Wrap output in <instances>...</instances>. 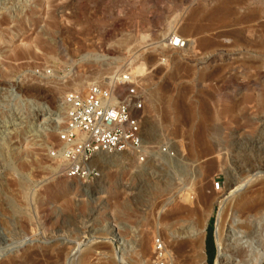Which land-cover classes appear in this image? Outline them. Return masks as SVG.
Masks as SVG:
<instances>
[{"label": "rangeland", "instance_id": "obj_1", "mask_svg": "<svg viewBox=\"0 0 264 264\" xmlns=\"http://www.w3.org/2000/svg\"><path fill=\"white\" fill-rule=\"evenodd\" d=\"M216 1L0 0V264L23 257L68 264L79 244L91 249L92 264H152L156 241L171 251L174 264H198L194 244L180 232L203 208L205 264L211 217L212 264L220 258L223 264L249 263L237 257L235 246L247 251L251 244L263 264L264 234L254 225L264 221L258 186L243 191L252 193L255 210L245 218L234 208L224 212L221 239L216 228L228 184L251 186L253 174L264 168V0L230 2L229 19L198 35L227 41L212 52L167 43L172 33L193 39L188 12ZM125 69L144 94V128L163 120L161 102L148 103L150 89L174 82L184 104L208 115V149L190 142V124L182 136L155 128L154 137H145L143 161L121 153L96 159L99 175L91 182L66 178L58 157L63 97L88 85L77 91L71 80L105 81ZM26 84L50 88L52 102L23 90ZM163 146L173 159L159 153ZM244 222H252V231L239 226ZM117 232L126 244L121 263L107 241ZM141 239L143 262L135 252Z\"/></svg>", "mask_w": 264, "mask_h": 264}, {"label": "bare ground", "instance_id": "obj_2", "mask_svg": "<svg viewBox=\"0 0 264 264\" xmlns=\"http://www.w3.org/2000/svg\"><path fill=\"white\" fill-rule=\"evenodd\" d=\"M232 1L235 2V0H218L211 6H204V7L195 6V8H192L186 16V21L188 23L187 27H189L188 29L191 31V35L194 37H192L193 39L190 38L191 40L187 39L186 41H184L183 46H185V47H183V46L182 47L186 48V47H188V45L191 46L193 44L192 45L193 47H190V48H192L194 50V52L199 51L200 54L201 53L206 54L208 52H212L216 47L222 46L224 42H227V41H223V40L222 41L218 40V38L217 39H214L213 37L208 38L205 35H203L202 37H198V35L200 34L199 36H201V34L207 33L212 28V26L215 25L216 23H220L224 20L226 21L227 18L229 19V15L231 12V10L229 8V3ZM4 14H5V12H4ZM0 18H1V16H0ZM5 19L6 18L4 17V20ZM201 19L206 20L208 22V24L203 25L200 22ZM240 22H241V20H240ZM187 27L186 26L182 27V30H186ZM174 38H176V34L172 33V35L169 39H174ZM182 47H180L181 50H182ZM175 49H179V48H175ZM196 54L197 53H195V55ZM192 56L194 58V55H192ZM177 69H178V67H177ZM110 77H108V78H110ZM171 79L173 82L174 81L173 78H171ZM86 83L88 85L90 84V82L89 83L86 82V80L83 78H74L70 82V84L74 88V90H77V91L83 89L86 86ZM91 83H93V81ZM40 85L39 84L38 85L26 84L23 87L24 88L23 90H27V91L28 90H34L37 93H39L42 97H44L48 101L52 102L53 94L51 92V89L47 88L46 86L44 87V86H40ZM149 94H150V96L148 98V103H149L151 108L156 105L157 101L161 102L163 120H161V119L159 120L157 118V121H159V122H154L153 124H150V125H149V123H147V127L144 128L143 143L146 141L145 137L146 138L154 137V135H152V134H155V131H153L155 128H158L159 130L161 128H164L165 130H168L169 132H171L175 136H177V135L182 136L183 125H185V124L191 125L192 123H195V125H194V127H192V129L189 125V129L187 130L190 142L195 143L197 145H200V147H202L204 150L208 149V147H209L208 142H207L208 138H206V136H207L206 133H207V129H208L206 117H208V115L206 113H204V111L201 109H200V112H196L192 108V106L184 104V102L182 100L181 93H180V89H179V87H177L175 85L174 82L172 85L164 84L162 87H159V88L155 87L153 89H150ZM259 101L261 102V107L264 109V95L260 96ZM225 110H229V109L226 108ZM63 112H64V115L62 117L63 118L62 120L66 121L67 106L64 107ZM66 146L67 145L65 143L61 144V146H60L61 149L58 153V157H60V158L62 157L63 150L66 148ZM258 147H260V146H258ZM121 153H126V152H117V153H111V154H98L96 159L103 160V159H106L107 157L110 156L112 158L111 160H113V159H116L118 154H121ZM165 158L173 159V157L172 158L165 157ZM253 175H254L253 176L254 178L252 177L249 181L251 183L250 184L251 186H249V183H248L249 187L245 186V185H243V187H242L240 184H237L236 182L228 184V187L225 191V196L223 195L224 199L222 202V206H221L220 211L218 213V221H217L216 231L219 234L220 239L222 237V233L225 230V229L223 230V227H224L223 224L224 223H222L224 220V219L222 220V218H224L223 217L224 212L228 211L229 209L234 208V210H235L234 212H239L241 217H244V216L246 217L251 212H253V209L255 210L256 206L254 205V203L256 201L254 202L253 200L249 199V197L252 193L251 194L249 193L250 195H246V193H244L243 191H246L247 189H251L252 186H258L257 187V193L258 194L264 191V168L256 171V173ZM23 184H24V179L19 178L17 180V185L19 187H23ZM241 191H242V193H240ZM183 197L186 200H189V198H191L190 195H186V194L183 195ZM261 204L264 206V199L261 201ZM174 209L179 210L181 208L179 206L175 205ZM207 215H208V213L203 208L201 213L195 215V218L192 221L189 228H187L185 231L182 230L180 232L181 235L183 234L184 236L190 237V240L194 244L195 256L198 257V262H199L198 264H205L204 257L202 256V250L200 248V241H201L203 234H204L205 221H206ZM251 224H252V222H244L242 225H239V226L241 228H245L247 230V232H250V231H252V229H250ZM254 225L256 227H258L260 233L263 232V234H264V221L259 219L256 223H254ZM258 229H256V228H255V230L253 229V233H257ZM260 235L264 236L262 234H260ZM107 241L112 242L113 249L115 251V254H114L115 257H113V259H115L117 261V263H121V262L125 261V257H126L125 246H126V244H125L123 237H121L117 232V233L111 234V237L108 238ZM159 242L161 243L162 250L164 252L165 257H168L172 261L173 254L171 253V251H169L167 249V247L165 246V244L163 242H161V241H159ZM145 244H146V241L144 239H141L139 241V244L137 245L136 250H135V252L139 256L138 258L142 262H143V260L141 258L142 257L141 255H145V253L143 252V248H144ZM259 245H261V247L264 248V241H260ZM248 246L250 249H248L247 251H243L241 248H239V247L236 248V246H235V253L237 254V257L241 260L243 258H247V260L249 262L247 264H258L260 261L259 260L260 255H259L257 248L256 247L252 248L253 247L252 244L248 245ZM89 252H91V249L88 246L86 248H82L81 245L79 244V245H77V247L73 248L72 254L70 253L71 254L70 258H72V259L69 260L67 263L68 264H73V263H75V264H92L91 256L87 254ZM220 255L221 254H219V256ZM33 258L23 257L22 259H19V260H13L12 259V261L10 260L9 264H46L47 263V261H46L47 259L44 262V260L40 261L37 258H36L37 260L33 259ZM218 258H220V257H218ZM220 259H222V258H220ZM220 259L217 261L216 264H223L222 262L220 263ZM58 260L62 261L60 258ZM54 263L60 264L57 262H54ZM108 264H110V263H108ZM152 264H154L153 260H152ZM263 264H264V262H263Z\"/></svg>", "mask_w": 264, "mask_h": 264}, {"label": "built area", "instance_id": "obj_3", "mask_svg": "<svg viewBox=\"0 0 264 264\" xmlns=\"http://www.w3.org/2000/svg\"><path fill=\"white\" fill-rule=\"evenodd\" d=\"M180 37L168 40L171 49L180 48ZM144 94L129 69L115 72L110 78L90 83L83 93H68L63 97L67 106L61 143L64 176L80 182H91L99 175L98 154L126 152L139 161L145 156ZM160 154L173 157L166 146ZM216 188L219 184L216 182ZM154 264H174L165 257L161 243L155 242Z\"/></svg>", "mask_w": 264, "mask_h": 264}, {"label": "trees", "instance_id": "obj_4", "mask_svg": "<svg viewBox=\"0 0 264 264\" xmlns=\"http://www.w3.org/2000/svg\"><path fill=\"white\" fill-rule=\"evenodd\" d=\"M212 222H213V217H211L209 219V225H208V234H209V236L207 238V241L205 242L207 260L209 261L208 264H212L213 256H214V246H213V242H212V239H211Z\"/></svg>", "mask_w": 264, "mask_h": 264}, {"label": "crops", "instance_id": "obj_5", "mask_svg": "<svg viewBox=\"0 0 264 264\" xmlns=\"http://www.w3.org/2000/svg\"><path fill=\"white\" fill-rule=\"evenodd\" d=\"M205 251H206V245H205ZM207 255V254H206Z\"/></svg>", "mask_w": 264, "mask_h": 264}]
</instances>
